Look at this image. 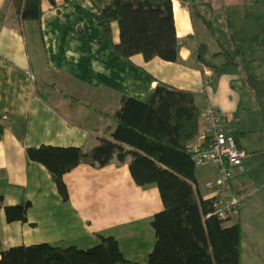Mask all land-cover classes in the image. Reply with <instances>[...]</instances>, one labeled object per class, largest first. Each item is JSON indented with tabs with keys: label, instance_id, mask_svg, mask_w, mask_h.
Returning a JSON list of instances; mask_svg holds the SVG:
<instances>
[{
	"label": "crops",
	"instance_id": "0c3cea01",
	"mask_svg": "<svg viewBox=\"0 0 264 264\" xmlns=\"http://www.w3.org/2000/svg\"><path fill=\"white\" fill-rule=\"evenodd\" d=\"M55 1L43 0L41 22L21 24L13 2L0 0V112L6 124L0 138V195L5 203L30 200L24 222L8 221L0 208V253L10 245L45 240L88 246L98 233H113L128 256L123 242L132 241L128 236L134 238L145 223L152 226L154 213L163 207L158 186L138 184L128 162H81L64 176L69 191L64 199L47 166L30 159L26 147L54 143L89 149L100 134L111 136L112 115L125 95L144 98L159 82L195 90L202 108L208 103L220 108L230 130L244 132L240 144L246 150L261 146V137L250 132L252 114L239 116L242 109L249 112L234 82L242 75L227 69L238 65L243 53L227 44L243 31L248 33L240 35L244 49L264 43V0H174L176 60H147L141 53L128 59L114 48L117 23L113 36L100 40L104 22L94 0ZM191 1L199 4L197 10ZM241 9L244 19L237 20ZM206 10L213 30L199 13ZM244 22L247 29L239 27ZM224 50L234 57L232 63ZM212 64L222 65L223 72L216 74ZM201 128L207 129L203 121ZM246 164L235 168V182L244 192L241 215L249 232L244 247L254 251L260 239L252 236L249 225L255 224L246 217L252 184L253 191L260 189Z\"/></svg>",
	"mask_w": 264,
	"mask_h": 264
},
{
	"label": "trees",
	"instance_id": "16d2710c",
	"mask_svg": "<svg viewBox=\"0 0 264 264\" xmlns=\"http://www.w3.org/2000/svg\"><path fill=\"white\" fill-rule=\"evenodd\" d=\"M11 1L21 24L28 20L41 22L43 0ZM94 2L98 7L97 18L104 22L100 40L112 37L117 23L120 38L114 41V48L124 57L132 59L137 53L147 60L156 56L168 60L179 57L174 0ZM191 6L193 11L199 8L195 1H191ZM199 13L213 30L208 10ZM222 52L228 55L229 63L235 60L229 51ZM212 67L218 75L223 72L222 65ZM203 109L195 90L159 82L144 98L125 95L112 115L116 127L111 136L100 134L93 147L42 143L27 146V154L47 166L64 199L69 195L64 176L81 162L99 166L128 162L138 184L155 183L163 207L151 219L156 238L147 264H244V243L249 232L241 215L244 192L235 182V168L242 163L233 166L231 177L232 190L243 195L242 201L226 217H221L214 202L226 191L214 194L216 187L208 184L220 176L221 170L212 162H198L195 151L188 147L201 131ZM218 109L224 129L244 148L240 144L244 132L231 131L227 115ZM5 129L4 113L0 112V138ZM197 164L215 167L216 173L203 181L208 193L201 188ZM29 206L30 200L5 203L0 195V208H4L10 222L27 221ZM98 235L99 239L88 246L48 240L10 245L1 251L0 264H141L124 253L115 234ZM258 238L259 246L253 252L264 250V240L262 236Z\"/></svg>",
	"mask_w": 264,
	"mask_h": 264
},
{
	"label": "rangeland",
	"instance_id": "374dc122",
	"mask_svg": "<svg viewBox=\"0 0 264 264\" xmlns=\"http://www.w3.org/2000/svg\"><path fill=\"white\" fill-rule=\"evenodd\" d=\"M243 9L238 10L237 20L244 19L241 15ZM248 25H250L248 23ZM245 22L239 27L247 29L249 27ZM221 34V33H220ZM251 34V33H250ZM240 35L248 36V33L243 31L236 33L229 41L228 48H240L242 55H239L240 63L238 65H228V70L239 72L242 76L235 80V85L240 89L245 105L249 106L247 112L245 109L239 111V116L244 117L246 114H252L251 123L255 125L250 131L253 136L261 137V146H256L254 149H247V155L243 158L245 162V170H250L251 176L254 177L260 190L253 191V184L250 189V200L248 202V216L246 219L253 220L256 225H249V231L252 236L264 238V43L258 42L252 49H244V40ZM222 36V34H221ZM264 37V34H263ZM234 49V50H235ZM247 50V52H243ZM42 88V87H41ZM243 103V104H244ZM253 155L252 159L249 156ZM247 166V167H246ZM198 177L201 182V188L208 193V187L204 185V180L211 174L216 173L215 167L211 165L197 164ZM247 231L248 228L246 227ZM128 236L132 241L125 240L123 244L129 251L128 256L137 259L141 264H147V259L151 248L155 242V231L149 222L145 223L139 233L135 237ZM135 242V244H133ZM132 245V247H131ZM130 246V247H128ZM244 255L246 260L244 264H264V250L253 252L247 247H244Z\"/></svg>",
	"mask_w": 264,
	"mask_h": 264
},
{
	"label": "built area",
	"instance_id": "2783aa9c",
	"mask_svg": "<svg viewBox=\"0 0 264 264\" xmlns=\"http://www.w3.org/2000/svg\"><path fill=\"white\" fill-rule=\"evenodd\" d=\"M212 73L213 71L206 70V74ZM203 117L207 129L201 128L197 138L190 141L188 147L195 151L194 156L198 162H212L220 168V176L215 180H209L208 184L216 187L214 194L221 190L226 191L214 202L217 213L221 217H226L243 198V195L239 196L232 190L231 177L234 174L233 166L242 163L246 150L238 145L232 134L226 132L220 110L216 106L206 104Z\"/></svg>",
	"mask_w": 264,
	"mask_h": 264
}]
</instances>
